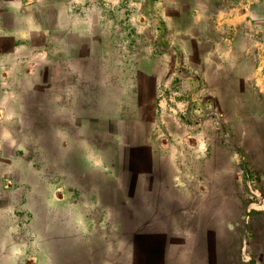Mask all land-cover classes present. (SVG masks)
<instances>
[{"label": "rangeland", "instance_id": "1", "mask_svg": "<svg viewBox=\"0 0 264 264\" xmlns=\"http://www.w3.org/2000/svg\"><path fill=\"white\" fill-rule=\"evenodd\" d=\"M126 5L140 10L134 2ZM161 9L155 19L127 18L128 27L152 35L128 36L119 49L95 53L110 66L79 58L72 67L47 68L44 76L30 68L19 83L30 93L0 98V249L14 250L13 264H133L136 224L151 213L124 193L139 173L127 157L149 153L132 146L144 138L154 142L155 154L187 160L201 144L213 156L206 168L182 165L180 187L192 197L200 181L220 187L224 222L236 220L246 205L255 207L251 217L264 216L256 212L261 178L247 166L245 152L264 140V100L255 87L252 97H236L234 85L223 83L254 69L264 75V36L255 33L236 50L219 20L166 16ZM254 21L264 27V20ZM232 57L245 65H218ZM253 122L259 130L249 131ZM119 155L123 176L112 172L120 170ZM231 158L234 175L224 172ZM252 225L261 229V220ZM223 245L222 264H244L240 236L224 234ZM257 248H251L256 256Z\"/></svg>", "mask_w": 264, "mask_h": 264}, {"label": "crops", "instance_id": "2", "mask_svg": "<svg viewBox=\"0 0 264 264\" xmlns=\"http://www.w3.org/2000/svg\"><path fill=\"white\" fill-rule=\"evenodd\" d=\"M126 2H134L140 10H127ZM113 3L120 5L115 7ZM159 4L163 5L161 11L166 16L219 20L221 28L230 31L236 50L254 41L255 33L264 36V27L254 21L264 20V0H0V98L9 100L14 99L16 93H30L28 87H19L20 82H26L20 77L28 76L30 68H38L39 75L44 76L47 68L72 67L79 58H98L100 66H110L105 56L95 53L119 49L127 44L128 36L152 35L153 30L142 26L128 27L127 18L135 13L142 18L147 15L155 19ZM262 40L264 42V37ZM228 63L231 67L245 65L234 57L218 65L228 66ZM224 82L234 85L230 88L231 95L237 97L246 92L247 98L252 97L250 92L255 87L264 100V75L256 73L255 69L251 75L230 74ZM3 84H11L12 89H3ZM2 115L0 109V118ZM2 123L3 126L5 123ZM253 123V130L249 131L259 130V124ZM132 146L149 153L127 157L139 173L123 192L140 200L141 210L151 213L150 220L136 224L133 264H222L224 234L232 232L244 241L239 256L244 264H259V260L264 259V237L258 236L257 241L255 237L256 234L264 236V216L251 217L253 205L243 207L236 220L224 222L221 198L217 202L223 192L215 182L213 187L210 181H206L208 184L200 181L195 186L199 189L194 197L180 187V179L184 182L185 163L205 164L206 168L215 162L213 156L203 152L201 144L197 145L198 153L187 160L155 154L154 142L146 138L141 142L133 141ZM255 148V151H245L246 162L261 178V190L257 191L260 209L256 212L262 211L264 215V140ZM122 158V155L116 157L120 170L112 169L120 176L124 173ZM231 161L235 160L231 158ZM234 163L224 172L234 175ZM122 185L120 182L119 186ZM254 219L261 220L262 225L258 227L261 229L255 230ZM256 245L257 256L251 249ZM0 250V264H13L8 260L14 259V250L10 254L8 250Z\"/></svg>", "mask_w": 264, "mask_h": 264}, {"label": "built area", "instance_id": "3", "mask_svg": "<svg viewBox=\"0 0 264 264\" xmlns=\"http://www.w3.org/2000/svg\"><path fill=\"white\" fill-rule=\"evenodd\" d=\"M250 198H252V197L250 196Z\"/></svg>", "mask_w": 264, "mask_h": 264}, {"label": "trees", "instance_id": "4", "mask_svg": "<svg viewBox=\"0 0 264 264\" xmlns=\"http://www.w3.org/2000/svg\"><path fill=\"white\" fill-rule=\"evenodd\" d=\"M253 192V191H252ZM255 193V192H254Z\"/></svg>", "mask_w": 264, "mask_h": 264}]
</instances>
